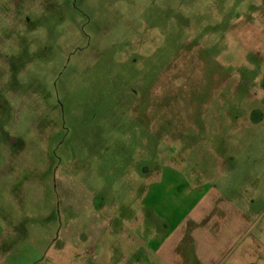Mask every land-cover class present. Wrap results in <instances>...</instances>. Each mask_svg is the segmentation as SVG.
I'll return each mask as SVG.
<instances>
[{"label": "rangeland", "instance_id": "obj_1", "mask_svg": "<svg viewBox=\"0 0 264 264\" xmlns=\"http://www.w3.org/2000/svg\"><path fill=\"white\" fill-rule=\"evenodd\" d=\"M106 249L264 264V0H0V264Z\"/></svg>", "mask_w": 264, "mask_h": 264}, {"label": "crops", "instance_id": "obj_2", "mask_svg": "<svg viewBox=\"0 0 264 264\" xmlns=\"http://www.w3.org/2000/svg\"><path fill=\"white\" fill-rule=\"evenodd\" d=\"M172 245V243L164 242L162 246H159V252H162L167 260L168 263H173L176 260V255L174 254L173 250H169V247ZM168 247V248H167ZM160 256V255H159ZM212 258L210 257V264L212 262ZM63 261V262H61ZM82 264H150V260L145 258L143 255L139 254H127V255H120L116 256L114 255V251L112 249H106L103 252L102 257L98 256L96 258L94 257H88L80 260ZM75 262V261H74ZM47 264H70L72 261L67 260L66 257H53L50 258L46 262ZM209 264V263H207Z\"/></svg>", "mask_w": 264, "mask_h": 264}]
</instances>
